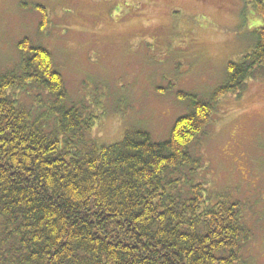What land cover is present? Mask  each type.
<instances>
[{
	"label": "trees",
	"instance_id": "1",
	"mask_svg": "<svg viewBox=\"0 0 264 264\" xmlns=\"http://www.w3.org/2000/svg\"><path fill=\"white\" fill-rule=\"evenodd\" d=\"M255 35L210 98L178 90L189 111L168 138L137 128L111 144L91 136L102 114L69 102L50 49L24 37L0 70V264H248L246 204L211 192L193 146L217 102L264 71V23Z\"/></svg>",
	"mask_w": 264,
	"mask_h": 264
},
{
	"label": "rangeland",
	"instance_id": "2",
	"mask_svg": "<svg viewBox=\"0 0 264 264\" xmlns=\"http://www.w3.org/2000/svg\"><path fill=\"white\" fill-rule=\"evenodd\" d=\"M259 1L0 0V70L19 65L17 44L28 36L52 52L69 102L102 114L91 131L98 143L137 128L165 140L189 111L178 90L210 98L228 63L254 48ZM193 148L211 192L245 202L246 258L264 264V71L217 102Z\"/></svg>",
	"mask_w": 264,
	"mask_h": 264
}]
</instances>
